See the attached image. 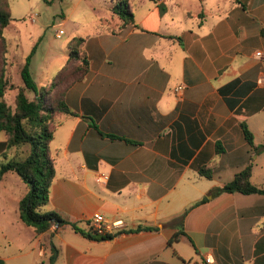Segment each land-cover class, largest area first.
<instances>
[{
	"label": "crops",
	"instance_id": "1",
	"mask_svg": "<svg viewBox=\"0 0 264 264\" xmlns=\"http://www.w3.org/2000/svg\"><path fill=\"white\" fill-rule=\"evenodd\" d=\"M31 1L8 0L12 18L16 5ZM122 1L134 24L112 12ZM43 2L71 26L64 54L47 57L46 67L66 65L74 38L85 40L90 63L66 94L76 114L59 118L50 143L56 177L45 210L84 233L96 216L124 227L109 240L71 226L38 236L20 216L28 192L0 191V264H48L51 245L55 264H204L208 254L216 264H264V195L212 194L247 168L264 188V0ZM12 22L3 33L10 85L21 41L20 31L8 37ZM27 38L36 53L41 36ZM5 143L0 133V167L14 154ZM13 174L0 189L9 179L19 185Z\"/></svg>",
	"mask_w": 264,
	"mask_h": 264
},
{
	"label": "trees",
	"instance_id": "2",
	"mask_svg": "<svg viewBox=\"0 0 264 264\" xmlns=\"http://www.w3.org/2000/svg\"><path fill=\"white\" fill-rule=\"evenodd\" d=\"M45 1V0H44ZM112 12L119 16L124 25L134 24V14L126 1L116 4ZM13 21L8 0H0V133L6 135L8 151H15L12 157H3L0 167V183L5 174L12 172L28 187V193L20 201V216L24 224L35 229L36 234L53 235V228L71 226L75 231L96 240H109L112 235L100 237L90 231L84 233L55 211H46L50 202V192L56 177L55 160L50 154V143L60 125L61 116H75L66 102L68 90L82 81L90 70V63L84 51L85 40L74 38L67 46L68 60L47 87L40 88L31 75L29 66L35 49L26 59L21 70L22 86L16 88L14 103L10 105L6 94L13 85L6 80L7 42L4 29ZM29 94L32 95L30 98ZM248 143L254 147L253 135L244 127ZM258 150L259 148H255ZM202 175L211 178L202 171ZM223 193H241L244 195H264V188L251 181V168L237 174L232 182L212 192L213 196ZM208 202L204 197L195 205ZM186 214V213H185ZM184 214V215H185ZM139 227L135 231L149 230ZM185 233H177L171 242L178 241ZM59 251L51 245V256L48 264H55Z\"/></svg>",
	"mask_w": 264,
	"mask_h": 264
},
{
	"label": "rangeland",
	"instance_id": "3",
	"mask_svg": "<svg viewBox=\"0 0 264 264\" xmlns=\"http://www.w3.org/2000/svg\"><path fill=\"white\" fill-rule=\"evenodd\" d=\"M31 3L32 4L25 3L23 6L16 5L14 10V16L16 17L13 19L12 27L8 34V37L13 39L17 36L18 31L21 33V41L19 42L20 47L17 53V66H15L13 73H11V80L14 85L8 90L15 91L8 92L6 97V100L10 105L14 103V95L17 91L16 88L22 86L23 83L21 71L20 69L18 70L17 67L23 68L26 64L27 57H29L32 53V50L28 45V35L35 33L41 36L36 53L34 54L29 66L31 75L33 76L34 81L37 83L41 82V80H43L46 76H50L51 74H53L55 77L56 74L63 68L58 66L47 68L46 58L49 57L51 60L61 58L62 54H64L66 50V45L64 42L70 36L71 26L70 24L67 26L61 25L62 18L56 8L55 10L47 9V6L43 0H37L36 3H33L32 0ZM29 8H31V14H37V16H35L36 23L34 26L29 23V16L26 17L28 14L27 9ZM55 11L56 13H54ZM59 30H63L66 33L65 35L61 36V38L57 37ZM12 47H14V45H12ZM29 96L32 98L31 94H29ZM13 152L16 153L15 151ZM13 175L19 179V185H15L13 180L9 179L5 183V187L0 189V191H17L19 194L28 192L27 185L22 182L18 176H16L17 174Z\"/></svg>",
	"mask_w": 264,
	"mask_h": 264
},
{
	"label": "built area",
	"instance_id": "4",
	"mask_svg": "<svg viewBox=\"0 0 264 264\" xmlns=\"http://www.w3.org/2000/svg\"><path fill=\"white\" fill-rule=\"evenodd\" d=\"M35 16L36 15H31L29 17V22L31 24H35ZM63 33H64L63 31H58L57 37H61L63 35ZM256 56L261 58L263 56V53L258 52V53H256ZM261 83L264 84L263 80ZM184 88L185 87L183 85L177 87L175 89L176 95H181L182 92L184 91ZM102 177L104 180L108 179V176H106V175H103ZM103 222H104V218L102 216H96L90 222L91 231L100 237H105L106 235H112L111 233L113 231L119 230V229L124 227V223L122 221H117V222H114L110 225H105V226L103 225ZM204 264H216L214 257L211 254L206 255L204 257Z\"/></svg>",
	"mask_w": 264,
	"mask_h": 264
}]
</instances>
